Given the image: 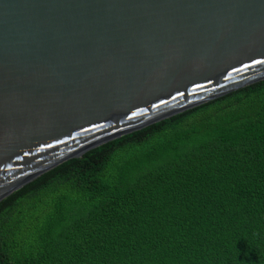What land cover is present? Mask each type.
<instances>
[{
	"label": "water",
	"instance_id": "95a60500",
	"mask_svg": "<svg viewBox=\"0 0 264 264\" xmlns=\"http://www.w3.org/2000/svg\"><path fill=\"white\" fill-rule=\"evenodd\" d=\"M264 81V0H0V202Z\"/></svg>",
	"mask_w": 264,
	"mask_h": 264
},
{
	"label": "trees",
	"instance_id": "16d2710c",
	"mask_svg": "<svg viewBox=\"0 0 264 264\" xmlns=\"http://www.w3.org/2000/svg\"><path fill=\"white\" fill-rule=\"evenodd\" d=\"M0 264H264V81L2 200Z\"/></svg>",
	"mask_w": 264,
	"mask_h": 264
}]
</instances>
